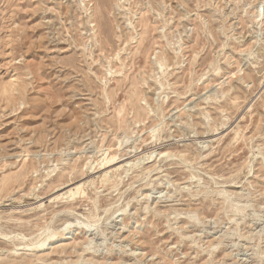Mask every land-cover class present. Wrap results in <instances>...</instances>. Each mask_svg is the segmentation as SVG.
I'll return each mask as SVG.
<instances>
[{"label": "rangeland", "instance_id": "1", "mask_svg": "<svg viewBox=\"0 0 264 264\" xmlns=\"http://www.w3.org/2000/svg\"><path fill=\"white\" fill-rule=\"evenodd\" d=\"M0 264H264V0H0Z\"/></svg>", "mask_w": 264, "mask_h": 264}, {"label": "bare ground", "instance_id": "2", "mask_svg": "<svg viewBox=\"0 0 264 264\" xmlns=\"http://www.w3.org/2000/svg\"><path fill=\"white\" fill-rule=\"evenodd\" d=\"M81 189L80 186H77L75 188H70L69 189V193H71V195H76L77 193H79V190ZM82 190V189H81ZM80 190V191H81ZM73 224H71L70 226H72ZM73 227H77V225H73ZM57 233L53 236V237H56ZM62 238L63 239H67L69 238V236L66 234V233H62ZM52 237V238H53ZM58 238V237H57ZM61 238V237H60ZM37 244L35 246L32 247V251H41L43 248H44V245H45V240H39L38 242H36ZM30 248H27L26 250H29Z\"/></svg>", "mask_w": 264, "mask_h": 264}]
</instances>
